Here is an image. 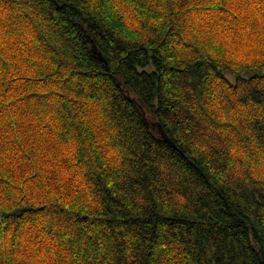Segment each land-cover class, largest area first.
Instances as JSON below:
<instances>
[{
	"label": "trees",
	"instance_id": "trees-1",
	"mask_svg": "<svg viewBox=\"0 0 264 264\" xmlns=\"http://www.w3.org/2000/svg\"><path fill=\"white\" fill-rule=\"evenodd\" d=\"M0 264H264V0H0Z\"/></svg>",
	"mask_w": 264,
	"mask_h": 264
}]
</instances>
